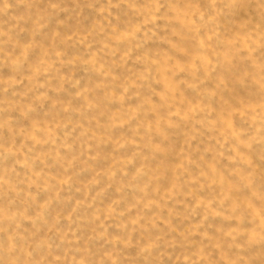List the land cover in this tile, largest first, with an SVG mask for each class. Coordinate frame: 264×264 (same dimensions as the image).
Masks as SVG:
<instances>
[{
	"label": "rangeland",
	"instance_id": "obj_1",
	"mask_svg": "<svg viewBox=\"0 0 264 264\" xmlns=\"http://www.w3.org/2000/svg\"><path fill=\"white\" fill-rule=\"evenodd\" d=\"M0 264H264V0H0Z\"/></svg>",
	"mask_w": 264,
	"mask_h": 264
}]
</instances>
